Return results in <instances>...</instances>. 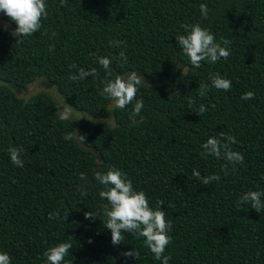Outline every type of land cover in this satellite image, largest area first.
Segmentation results:
<instances>
[{"label":"trees","instance_id":"trees-1","mask_svg":"<svg viewBox=\"0 0 264 264\" xmlns=\"http://www.w3.org/2000/svg\"><path fill=\"white\" fill-rule=\"evenodd\" d=\"M45 3L48 15L31 36H13L16 24L0 13V252L11 264H46L49 248L70 242L63 264H161L142 237L122 233L121 244L111 243L102 208L107 201L99 197L103 186L94 173L115 167L150 207L163 201L171 222L163 253L168 264H264V208L238 204L247 191L264 192V0ZM201 4L210 10L206 19ZM197 23L217 43L230 40L228 59L191 66L175 37L186 34L182 25ZM111 41L124 43L113 47ZM97 57L112 60L111 74ZM79 68H96L99 75L70 80ZM132 70L150 85L137 92L144 107L135 126L129 120L135 100L121 110L100 95L105 79ZM213 73L230 80V90L211 87ZM40 81L87 119L60 120L57 102L45 91L28 99L18 94ZM200 83L210 86L204 96ZM248 91L254 98L241 99ZM201 105L208 110L199 115ZM74 129L85 146L63 138ZM221 133L235 138L231 148L244 157L228 164L227 174L226 160L201 156V145ZM11 147L23 149V167L11 163ZM193 169L220 179L204 185ZM89 211L95 219L85 218ZM55 212L59 216L49 219ZM132 249L138 258L123 255Z\"/></svg>","mask_w":264,"mask_h":264},{"label":"clouds","instance_id":"clouds-1","mask_svg":"<svg viewBox=\"0 0 264 264\" xmlns=\"http://www.w3.org/2000/svg\"><path fill=\"white\" fill-rule=\"evenodd\" d=\"M65 2L66 0H60L61 6ZM199 7L201 16L206 19L210 10L206 4H201ZM0 13L5 14L9 20L16 24V28L11 34L20 38L31 36L38 32L42 26L41 20L48 15L45 0H0ZM2 27L5 30L7 29V25ZM182 27L185 29L186 34L176 36L175 40L181 49V54L188 57L191 66L199 68L201 63L205 61L215 64L222 58L228 59L231 55L228 47L231 43L230 40L222 38L221 43H217L214 34L209 29L201 27L199 23L182 25ZM55 35V32H53V36ZM123 43V41H111L110 46L119 47ZM52 51H54V47L50 46L49 52ZM119 59L122 63L127 62V56L124 51L119 52ZM97 63L111 74V59L108 57H97ZM76 67L75 64L70 65V68ZM96 75H99L96 68L87 71L84 68H79L76 74L69 76V79L72 81L84 80L88 76ZM209 80L211 87L217 90L228 91L231 88V81L223 78L219 73L210 74ZM103 83L104 86L100 95L110 100L112 107L123 110L135 100L129 120L131 121L130 126L137 125L136 117L140 116L144 103L142 99L136 100V95L140 86L147 84L143 76L132 70L124 75L115 74L111 79H105ZM147 85L150 87L149 84ZM208 90H210V86L207 83H200L197 89L200 96L206 95ZM253 98L254 93L252 91L244 93L241 97L243 100ZM207 110L204 105H201L196 113L202 115ZM73 111V108L63 102L59 119L62 121L70 120ZM81 118L84 117L81 116L79 119ZM63 138L66 141H74L80 146L86 145L84 143L85 136L76 129L66 133ZM235 143L234 137L224 133H221L219 138L209 137L201 145L203 150L201 156L207 158L208 155H211L218 159L226 160L227 164L223 166L222 170L227 174L228 164L235 166L244 160L241 153L232 150L231 146ZM22 152V148L11 147L8 149L10 161L16 167L24 166V161L21 158ZM97 163L102 164V161L98 159ZM192 175L204 185H209L212 181H219L220 179L218 174L201 176L196 169H193ZM94 179L103 186V190L99 191V197L107 201V204L102 205V208L106 217L104 227L110 230L111 243L113 245L121 244L125 239L122 233L134 234L137 238H144L145 246L151 251L156 260L161 261V264H168L169 257L163 256V253L171 243V236L168 234L171 222L165 219V211L161 210L163 201L158 202L159 208L153 209L150 207L145 193L134 190L132 182L127 178V174L115 167H109L106 172L95 171ZM80 180L86 182L87 178L84 174H81ZM81 194L85 195L86 192ZM262 197H264V192L250 190L241 195L238 204L241 206V210L242 206L250 205L253 210L259 212L264 208ZM84 215L88 220L96 218L90 211L85 212ZM58 216L59 212L49 213L48 218L54 219ZM67 216L68 214L63 217L64 221ZM88 242L91 243V240ZM72 247L73 245L70 242H62L49 248L44 253L46 264H63ZM123 255L138 258L139 252L132 249L123 253ZM0 264H11V257L5 252H0Z\"/></svg>","mask_w":264,"mask_h":264},{"label":"rangeland","instance_id":"rangeland-1","mask_svg":"<svg viewBox=\"0 0 264 264\" xmlns=\"http://www.w3.org/2000/svg\"><path fill=\"white\" fill-rule=\"evenodd\" d=\"M0 21L2 22L1 15H0ZM41 91L47 92L55 99V101L57 102L58 112L60 114L64 101L61 99V97L57 95L55 90L48 89L43 83H41V81L35 82L34 84L29 85L25 92L18 93V94L24 99H28L32 95H35L36 93H39ZM81 116H83L84 118L79 119ZM85 119H87V116L85 114L73 111L70 120H73L75 123L79 124L80 121L85 120Z\"/></svg>","mask_w":264,"mask_h":264}]
</instances>
